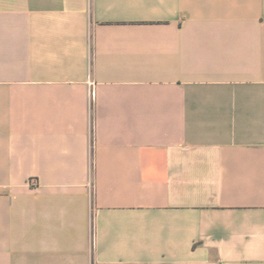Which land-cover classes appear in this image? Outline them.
<instances>
[{
  "label": "crops",
  "instance_id": "1",
  "mask_svg": "<svg viewBox=\"0 0 264 264\" xmlns=\"http://www.w3.org/2000/svg\"><path fill=\"white\" fill-rule=\"evenodd\" d=\"M0 264H264V0H0Z\"/></svg>",
  "mask_w": 264,
  "mask_h": 264
}]
</instances>
